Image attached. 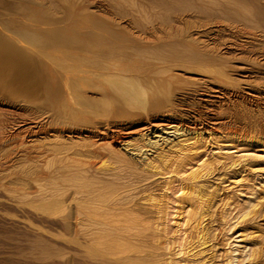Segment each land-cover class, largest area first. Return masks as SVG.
Returning a JSON list of instances; mask_svg holds the SVG:
<instances>
[{
    "label": "bare ground",
    "instance_id": "bare-ground-1",
    "mask_svg": "<svg viewBox=\"0 0 264 264\" xmlns=\"http://www.w3.org/2000/svg\"><path fill=\"white\" fill-rule=\"evenodd\" d=\"M259 150L264 0H0V264H234Z\"/></svg>",
    "mask_w": 264,
    "mask_h": 264
},
{
    "label": "rangeland",
    "instance_id": "rangeland-1",
    "mask_svg": "<svg viewBox=\"0 0 264 264\" xmlns=\"http://www.w3.org/2000/svg\"><path fill=\"white\" fill-rule=\"evenodd\" d=\"M258 155H260V156H263L264 155V151H261V150H259V151H257L256 152ZM258 163H259V165L261 166V164H262V166H264V160L262 161V159H261V161L259 160L258 161ZM238 169H240V167H238ZM264 171H260V173L258 172V173H253L252 175L251 174H244V175H246V177L245 178H248V180H250V181H248L247 180V182H246V180H244L243 178V181L241 180V181H239V183H236V184H238V185H235V184H231V182H233V179H236L237 178V176H235V175H231L230 174V176H228V178H226V180H224L225 182H223V184L222 185H224V186H222V187H225V191L230 195V197H231V200H230V204H232V205H228V206H226V208H225V215H226V227H225V231L223 232V234L220 236V238H219V240L221 241V247H220V249H219V252H218V254H219V257L220 258H218L219 260H221L222 259V256H220V255H224V259H225V255H229L230 257H232L234 260H236L235 262H234V264H239V261H240V264H261L262 263V261L264 262V258H261V257H258V256H260L257 252H253L252 250V242H253V237L255 236H257V237H259L260 235H261V232H259V233H257V234H255V235H253L252 233H255L257 230H254V229H252V230H250L249 229V227L250 226H248L247 227V225H249L250 224V222L248 223V219H250V218H252V216H254L255 214H253V215H251L250 217H247V218H245V219H243V217L241 218V213H240V211L243 209L242 207H243V205L245 204V201H246V204H245V206L248 204V202H249V205L248 206H252L251 204H253V206L254 205H256V203H257V197L258 196H263V193L264 192H262V191H264L263 189V185L261 184L260 185V183L262 182V181H264V173H263ZM255 174H256V177H255ZM257 174H259V177H258V175ZM261 175V176H260ZM232 176V177H231ZM234 177H236V178H234ZM254 177V178H253ZM231 178V179H230ZM252 178V179H251ZM259 178V179H258ZM230 180V182L228 181L227 182V180ZM254 179V180H253ZM253 180V181H252ZM257 180H258V182H257ZM261 181V182H260ZM241 182V183H240ZM247 184H246V183ZM253 182V183H252ZM225 183V184H224ZM254 184L253 186H252V184ZM258 183V184H257ZM226 184H227V186H226ZM246 184V185H245ZM251 184V185H250ZM256 184V185H255ZM232 186V187H230V186ZM237 186V187H236ZM257 186H259V188L257 187ZM261 186H262V188H261ZM251 187H252V189L254 188V191H256V193L254 194V191L253 190H251ZM256 187V188H255ZM227 188H229V189H227ZM236 188V189H235ZM240 188V189H239ZM250 190H249V189ZM262 190H261V189ZM231 189V190H230ZM248 189V190H247ZM245 190V191H244ZM261 190V191H260ZM231 191V192H230ZM234 191V192H233ZM238 191H240V192H238ZM251 191H253V193L251 192ZM230 192V193H229ZM250 192V193H249ZM242 193V194H241ZM258 193V194H257ZM241 194V195H240ZM254 194V195H253ZM245 195V196H244ZM238 196V197H237ZM256 196V197H255ZM173 196H171V199H170V201H169V203H170V207H169V211H168V217H167V220H171L172 222L169 224V226H168V228L170 229V227H171V229L170 230H172L173 232L175 231V229H177L176 231L177 232H179L178 233V235L175 237V240L173 239V238H169V236H168V239H166V237H164V238H162V240H167L166 242L165 241H163L162 243L164 244V242L166 243V244H164V245H167V247H166V249H169L170 247H171V249H169V252H171V254H173V252L174 251H176V252H174V254L175 253H177L179 250H180V248H181V245H182V234H183V229L181 230V228H180V226H179V224L178 223H182V221H179V219L177 218V217H175V207L174 206H176L175 205V203H174V200L175 199H173L172 198ZM234 197V198H233ZM236 197V198H235ZM253 197V198H252ZM256 199V200H255ZM238 200V201H237ZM251 201V203H250V201ZM252 201H253V203H252ZM256 201V202H255ZM237 202H239V203H237ZM234 204V205H233ZM236 204V205H235ZM238 204H239V206H238ZM242 205V206H241ZM171 206H172V208H171ZM233 206V207H232ZM227 207H229V208H227ZM232 207V208H231ZM242 209H241V208ZM230 208H231V210H230ZM237 208V210H234V209H236ZM253 209V208H252ZM255 210L256 211H258V210H260V208L259 207H257V208H255ZM229 212V213H228ZM238 213V214H237ZM11 214H13V213H11ZM173 218H172V217ZM171 217V218H170ZM176 218H177V223L176 224H174L175 222H176ZM229 218H230V220H229ZM234 218H236V219H234ZM239 218V219H238ZM228 219V220H227ZM175 221V222H174ZM237 221V222H236ZM245 221V222H244ZM258 221V222H257ZM170 221H168L167 222V224L169 223ZM174 222V223H173ZM228 222V223H227ZM241 223H242V225H241ZM247 223V224H246ZM238 224V225H237ZM256 224L257 225H261L262 223H261V221H260V218H257V220H256ZM256 224H254L255 226H257ZM259 225V226H260ZM228 226V227H227ZM233 227H235V228H233ZM246 227V228H245ZM230 228H232V231H231V229ZM248 228V230H246ZM261 230H263V227H261L260 228ZM169 230V233L171 232ZM246 230V231H245ZM175 231V232H176ZM229 231H231V232H229ZM251 231V232H250ZM255 231V232H254ZM182 232V233H181ZM249 232V236L248 235H246L247 233ZM240 233L241 234H245L244 236H242L241 238H239L238 236L240 235ZM170 236H172L171 234H169ZM225 235V236H224ZM248 236V237H247ZM179 237V238H178ZM251 237H252V239H251ZM181 238V239H180ZM224 238V239H223ZM245 238V239H244ZM248 238V239H247ZM171 239V240H170ZM246 239H247V241H246ZM252 241H251V240ZM162 240H160V243H161V241ZM175 242H174V241ZM180 242H179V241ZM171 241H173L172 243L174 244H172V243H170L169 244V242H171ZM178 241V242H177ZM219 241V242H220ZM224 241V242H223ZM243 241H244V243H243ZM178 244H177V243ZM169 245H168V244ZM163 244H161L160 245V247H162V245ZM171 244H172V246H171ZM224 245V246H223ZM165 247L163 248V250L165 249ZM169 247V248H168ZM180 247V248H179ZM248 247V248H247ZM173 248V249H172ZM165 249V250H166ZM250 249H252V250H250ZM171 250V251H170ZM174 250V251H173ZM226 250V251H225ZM247 250V251H246ZM168 250H166L165 251V253H169V252H167ZM221 251V252H220ZM222 253V254H221ZM227 253V254H226ZM246 253V254H245ZM251 253V254H250ZM248 255V256H247ZM251 255V256H250ZM250 256V257H249ZM247 257V258H246ZM249 257V258H248ZM251 257H252V259H251ZM257 257V258H256ZM246 258V259H245ZM256 258V259H255ZM261 259V261H260V259ZM250 259V260H249ZM253 260V261H252ZM248 261H250V262H248ZM258 261V262H257ZM242 262V263H241ZM222 263H224V262H221V264ZM263 264V263H262Z\"/></svg>",
    "mask_w": 264,
    "mask_h": 264
}]
</instances>
